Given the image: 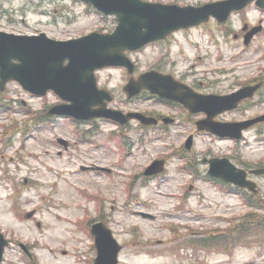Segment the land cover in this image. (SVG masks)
I'll use <instances>...</instances> for the list:
<instances>
[{
    "label": "rangeland",
    "instance_id": "rangeland-1",
    "mask_svg": "<svg viewBox=\"0 0 264 264\" xmlns=\"http://www.w3.org/2000/svg\"><path fill=\"white\" fill-rule=\"evenodd\" d=\"M147 1L199 6L217 0ZM221 10L219 6L216 12ZM230 16L223 22L210 17L128 51L136 65L134 75L159 68L198 84L201 92L220 94L264 79V8L251 3ZM246 22L262 26L248 37V45ZM116 24L115 16H105L82 0H0V30L7 32H45L68 39L92 31L110 32ZM96 76L99 86L113 93L112 108L156 112L176 121L167 128H143L137 121L122 126L99 118L76 125L55 117L37 127L27 121L28 112L40 114L60 98L53 92L33 96L17 81L9 82L0 92V230L11 241L2 264H93L94 239L83 223L95 218L105 221L123 245L119 264H264V240L259 241L264 232L238 242L235 236L248 216H264V176H252L260 189L253 196L261 204L253 207L232 194L229 185L224 192L208 179L209 165L203 162L205 157L226 156L240 166L264 165V139L259 138L264 136V125L247 132L242 141L196 134L187 149L185 142L196 130L194 120L203 113L191 114L143 97L128 100L123 89L130 75L125 68L105 67ZM263 112L264 85L243 109L224 116L233 120ZM75 127L78 133L91 135V141L80 140ZM22 128L25 134L17 133ZM58 137L70 141L67 150ZM123 141L121 148L118 142ZM159 158L166 160L164 172L145 176V168ZM96 165L111 172L87 168ZM31 211L34 214L28 218ZM231 235L232 241H227ZM20 242L32 249L33 262Z\"/></svg>",
    "mask_w": 264,
    "mask_h": 264
},
{
    "label": "water",
    "instance_id": "water-1",
    "mask_svg": "<svg viewBox=\"0 0 264 264\" xmlns=\"http://www.w3.org/2000/svg\"><path fill=\"white\" fill-rule=\"evenodd\" d=\"M94 3L106 14L115 13L119 24L113 33L93 32L71 40H54L45 33L40 35H18L0 31V88L9 79L19 80L23 86L38 94L54 89L70 103L54 106L50 111L59 114H70L77 118L106 116L121 122L137 118L145 124L154 123V117L139 112L123 114L121 111L107 108L112 100L108 90L98 89L94 70L107 65H126L133 71V63L125 55V49H135L147 42L165 37L167 33L209 19L213 14L219 20H225L234 9H240L253 0H225L204 4L199 7L166 5L142 0H86ZM264 6V0H257ZM221 6V14L216 9ZM260 29L257 27L255 30ZM254 30V31H255ZM65 59H69L67 64ZM18 60V62H16ZM257 86H247L228 95L191 94L187 86L178 82L172 75L157 71L146 72L138 79H131L125 86L129 96L149 88L161 96L183 101L190 109L208 112L209 117L198 122L200 129H208L223 136L240 137L242 129L250 124L263 120L264 115L244 122H219L213 116L223 110L232 109L239 101L252 96ZM192 92V90L190 89ZM100 107L93 109L94 105ZM169 121V120H168ZM193 137L186 142L191 147ZM210 172L227 181L255 190V183L247 179V173L239 169L229 159H211ZM164 169V160L154 161L146 174L160 172ZM264 173V168L254 170ZM148 215V214H144ZM97 257L95 264H118V254L122 249L103 222L93 225ZM8 241L0 233V261Z\"/></svg>",
    "mask_w": 264,
    "mask_h": 264
},
{
    "label": "trees",
    "instance_id": "trees-1",
    "mask_svg": "<svg viewBox=\"0 0 264 264\" xmlns=\"http://www.w3.org/2000/svg\"><path fill=\"white\" fill-rule=\"evenodd\" d=\"M250 202V201H248ZM248 216L244 221L240 222L238 225V232L235 236H237V242L241 239L247 238L252 233L264 231V216ZM243 233H246V236H242ZM233 235L227 238V241H232ZM221 242H224V239H220ZM213 242H217L216 240H213ZM236 242V243H237Z\"/></svg>",
    "mask_w": 264,
    "mask_h": 264
},
{
    "label": "flooded vegetation",
    "instance_id": "flooded-vegetation-1",
    "mask_svg": "<svg viewBox=\"0 0 264 264\" xmlns=\"http://www.w3.org/2000/svg\"><path fill=\"white\" fill-rule=\"evenodd\" d=\"M224 79H225V74H224ZM257 81V79L256 80H253L251 83H254V82H256ZM258 81H261L262 83L264 82V79H258ZM242 119H244V118H242ZM238 120H241V119H238ZM260 124H264V122L263 123H260ZM258 125V124H257ZM255 126L256 125H253L252 127H250V129H254L255 128ZM249 129V130H250Z\"/></svg>",
    "mask_w": 264,
    "mask_h": 264
}]
</instances>
